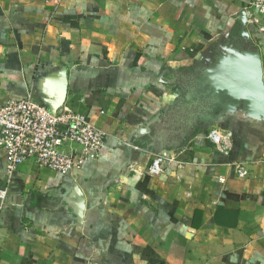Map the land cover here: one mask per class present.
Listing matches in <instances>:
<instances>
[{
    "label": "crops",
    "instance_id": "0c3cea01",
    "mask_svg": "<svg viewBox=\"0 0 264 264\" xmlns=\"http://www.w3.org/2000/svg\"><path fill=\"white\" fill-rule=\"evenodd\" d=\"M249 1L0 0V104L31 93L48 107L66 71L64 107L107 133L100 157L66 175L28 162L7 181L0 148V264H264V123L224 116L222 152L163 119L181 76L239 37ZM255 17L247 30L264 59ZM175 141L180 167L149 176Z\"/></svg>",
    "mask_w": 264,
    "mask_h": 264
},
{
    "label": "built area",
    "instance_id": "2783aa9c",
    "mask_svg": "<svg viewBox=\"0 0 264 264\" xmlns=\"http://www.w3.org/2000/svg\"><path fill=\"white\" fill-rule=\"evenodd\" d=\"M246 12L251 18L264 15V0H250ZM107 133L87 118L65 108L54 115L30 93L21 99L0 104V148L7 155V181L17 169L28 162L63 175L79 171L100 157ZM207 140L219 150L229 149L232 133L213 126L206 133ZM178 153L164 156L156 153L147 169L149 176H159L168 163L180 167ZM237 174L245 178L244 164L237 165ZM8 187L0 188V211L6 205Z\"/></svg>",
    "mask_w": 264,
    "mask_h": 264
},
{
    "label": "water",
    "instance_id": "95a60500",
    "mask_svg": "<svg viewBox=\"0 0 264 264\" xmlns=\"http://www.w3.org/2000/svg\"><path fill=\"white\" fill-rule=\"evenodd\" d=\"M238 20L241 24L239 37L214 46L210 51L213 52L212 59L205 65L198 63L194 72L189 74L191 82L186 96L181 97L183 83L177 81L173 85L178 95L176 107L166 111L163 119L181 125L179 135L182 136L183 132L182 140L195 134L197 130L205 131L221 123L224 116L237 110H243L264 123L263 55L247 30L245 9L241 11ZM195 73L200 78H196ZM67 94L68 77L64 71L60 74L55 95L47 104L52 114L55 115L64 106ZM213 109L216 111L212 112ZM194 126L196 127L193 128ZM170 137L175 138V132L172 131ZM170 137L168 140H171ZM181 147L182 143L175 141L169 147L158 149V153L170 156ZM84 202V198H81L76 208L80 219Z\"/></svg>",
    "mask_w": 264,
    "mask_h": 264
},
{
    "label": "flooded vegetation",
    "instance_id": "af4514ba",
    "mask_svg": "<svg viewBox=\"0 0 264 264\" xmlns=\"http://www.w3.org/2000/svg\"><path fill=\"white\" fill-rule=\"evenodd\" d=\"M212 55H213V52H210V53H207V54H205L204 56H203V58H202V60H200L199 62L201 63V64H207V61H209V60H211L212 59ZM198 62V63H199ZM199 64H197V66H198ZM191 75H189V74H185V75H183V76H181V78L179 79V81H180V83L182 84H184L183 86H182V88H181V90H182V93H181V97L183 98V97H185L186 96V94L188 93V87H189V83L191 82V80L189 79V77H190ZM194 76V75H193ZM195 76H196V78H200L199 76H198V74H196L195 73ZM188 77V78H187ZM197 91V90H196ZM197 93H200V92H198L197 91ZM213 111H216V109H213L212 110V112ZM222 121H223V119H222ZM222 121H221V123H222ZM196 126H194L193 128H195Z\"/></svg>",
    "mask_w": 264,
    "mask_h": 264
},
{
    "label": "rangeland",
    "instance_id": "374dc122",
    "mask_svg": "<svg viewBox=\"0 0 264 264\" xmlns=\"http://www.w3.org/2000/svg\"><path fill=\"white\" fill-rule=\"evenodd\" d=\"M202 58H203V57H201V59H202ZM201 59H200V60H201ZM214 126H216V127H217V125H214ZM212 127H213V126H212ZM209 129H210V128H209ZM209 129H208V130H209ZM208 130H205V132H204V133H206ZM202 131H203V130H202Z\"/></svg>",
    "mask_w": 264,
    "mask_h": 264
}]
</instances>
